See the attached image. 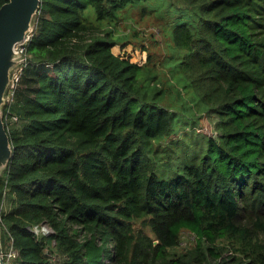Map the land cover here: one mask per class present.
Returning a JSON list of instances; mask_svg holds the SVG:
<instances>
[{"label":"trees","instance_id":"obj_1","mask_svg":"<svg viewBox=\"0 0 264 264\" xmlns=\"http://www.w3.org/2000/svg\"><path fill=\"white\" fill-rule=\"evenodd\" d=\"M141 1L41 0L3 109L0 224L4 252L17 251L6 264H264V0H171L185 6L175 104L152 59L116 55L93 22ZM190 103L217 114L218 137L174 164L162 144L198 119ZM184 231L195 244L174 252Z\"/></svg>","mask_w":264,"mask_h":264},{"label":"rangeland","instance_id":"obj_2","mask_svg":"<svg viewBox=\"0 0 264 264\" xmlns=\"http://www.w3.org/2000/svg\"><path fill=\"white\" fill-rule=\"evenodd\" d=\"M178 7L179 9L185 8L184 4L179 2L172 4L171 0H146L127 6L117 15L116 19L98 22L96 18H92L95 25H97V29L102 34L110 32L117 41V44L113 47V52L116 55L130 58L132 62L140 65H144L152 59L150 65L156 64L157 78H159L157 82L165 83L166 88L172 90L169 93L173 101L172 104L178 102L175 100L178 97H176L177 93L173 87L168 85L167 80L172 78L170 65L174 61L172 56L174 57L177 52L173 35L174 24L179 16ZM186 93L184 92L185 99L189 101L191 95ZM180 103L182 104L181 101ZM187 105L191 106L193 111V113L189 111L188 115L196 112L195 116H197L198 111L196 106L191 103ZM198 115L197 120L187 119L194 123H184L185 126L182 124L179 130L162 144V147L165 145L171 147L173 145L174 164L186 159V150H189L190 153L195 150V147H191L188 144H195L197 146L206 145L208 137H218L216 127L218 121L217 114L198 112ZM158 150L161 151V147ZM141 222L142 219L135 221L136 229H143L147 234L152 235L150 229L145 227ZM45 227L50 230L51 234L53 233L49 226ZM195 240L196 238L192 233L184 231L181 243L174 249V252L180 253L186 248L193 247ZM47 253L53 263L60 262L61 256L56 251L54 241L50 240L47 244Z\"/></svg>","mask_w":264,"mask_h":264},{"label":"water","instance_id":"obj_3","mask_svg":"<svg viewBox=\"0 0 264 264\" xmlns=\"http://www.w3.org/2000/svg\"><path fill=\"white\" fill-rule=\"evenodd\" d=\"M41 0H8L0 8V172L12 158L13 148L4 120V106L13 70L23 61L16 46L29 39ZM158 243V241H156ZM0 264H5L0 224Z\"/></svg>","mask_w":264,"mask_h":264},{"label":"built area","instance_id":"obj_4","mask_svg":"<svg viewBox=\"0 0 264 264\" xmlns=\"http://www.w3.org/2000/svg\"><path fill=\"white\" fill-rule=\"evenodd\" d=\"M30 39V37H29ZM28 39V40H29ZM24 41L20 44H18L16 46V51L21 54L23 61L13 70L12 72V80H11V85L10 88L8 90V98H7V102L12 101L13 100V95H14V89L17 85V82L19 81L21 74H22V70L24 68V65L26 64L27 61V56L25 55V45L26 42L28 41ZM45 224H38V225H34L31 227V230L39 237L41 236H50L51 232L50 230H48L45 226H43ZM52 230V229H51ZM53 234V233H52ZM51 234V235H52ZM17 256V251L14 249L13 245L8 249V251L4 252V257H5V264L6 261L8 263H10L13 259H15Z\"/></svg>","mask_w":264,"mask_h":264}]
</instances>
